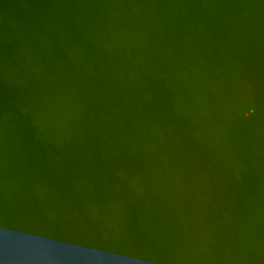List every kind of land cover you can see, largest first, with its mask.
I'll return each instance as SVG.
<instances>
[{
	"label": "water",
	"instance_id": "95a60500",
	"mask_svg": "<svg viewBox=\"0 0 264 264\" xmlns=\"http://www.w3.org/2000/svg\"><path fill=\"white\" fill-rule=\"evenodd\" d=\"M0 264H264V0H0Z\"/></svg>",
	"mask_w": 264,
	"mask_h": 264
}]
</instances>
